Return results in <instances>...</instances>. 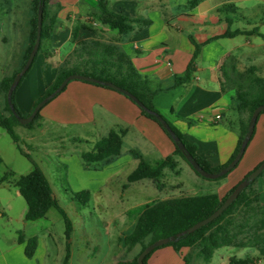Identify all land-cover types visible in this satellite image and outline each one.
Returning a JSON list of instances; mask_svg holds the SVG:
<instances>
[{
	"label": "crops",
	"instance_id": "1",
	"mask_svg": "<svg viewBox=\"0 0 264 264\" xmlns=\"http://www.w3.org/2000/svg\"><path fill=\"white\" fill-rule=\"evenodd\" d=\"M64 1L68 4L67 10L59 8L57 0L49 2V17L56 19L54 34L51 39L44 40L35 64L16 94L18 107L23 114L27 116L31 113L37 100L45 95L46 89L62 69H90L87 61L94 53L98 54L93 45L97 41L114 46L118 52L130 57L138 74L157 92L153 99L155 108L164 118H170L186 140L197 147V153L212 167L222 166L230 160L239 142L241 126L248 121L249 115L246 110H234V93L224 86L223 66L227 56L236 47H227L225 44L224 40L232 38H218L227 31L230 14L219 9L218 5H212L216 0H196L194 6L190 4L193 0H109L112 11L134 21V30L128 34L116 33L117 31L103 27L95 20L98 13L95 0ZM28 8L30 14L26 26L30 30L27 40L26 36L22 40V31L14 17L5 27L13 38L7 35L1 39L4 59L0 67L4 65L5 68L0 70V83L4 78L11 77L23 63L29 46L32 0H29ZM60 9L63 11L59 12ZM191 38L202 45V48L194 63L190 81L176 84V77L185 75L196 51ZM83 45L89 47L83 50ZM38 79H41L43 89L34 91ZM28 93L31 98L26 105L22 95ZM41 117L36 127L21 129L22 136L17 134L20 146L24 143L28 149L38 152L40 146L49 145L44 144L39 137L43 138L46 130H53L52 134L56 139L53 138L52 144L57 145L52 147V152L58 153L64 161L65 154H71L77 149V145L85 144L89 147L88 152H91L96 143L107 138L111 132L121 134V155L113 163L103 167L100 164H90L93 169H101L90 168L87 172L80 173L81 178H88V186H93L99 192L105 188L118 187L124 193L135 183L145 185L146 180L128 183L129 175L139 165V159L133 156V152L139 153L150 163L172 156L175 152V145L163 129L143 116L141 110L128 98L119 92L83 81H71L66 90L42 110ZM65 129L72 134L69 140ZM12 142L18 149L17 144L13 140ZM1 153L0 151V155ZM263 160L264 114L257 122L256 134L239 166L223 179L226 183L220 189L209 194L223 197ZM3 162L0 159V164ZM167 170H164L163 177ZM188 174L199 189L206 187V183H201L195 173L194 176ZM16 180L6 182L15 186ZM52 189L57 198V192L53 187ZM257 189L264 202V175L257 181ZM22 245L24 246L20 244ZM142 247L143 244H138L131 249V257L126 263L133 261ZM163 248H169V251L165 249L157 255L153 253L147 264H164L167 260H173L175 264H189L185 262L186 258L179 261L178 254L188 252L192 259L191 253L195 249L183 248L176 252L172 247ZM224 249L215 250L212 258ZM17 250L19 247L13 251ZM193 255L195 256L194 253ZM115 257L111 264L125 263L123 259L118 260V254ZM69 262L74 264L73 253ZM258 262L260 264L262 260Z\"/></svg>",
	"mask_w": 264,
	"mask_h": 264
},
{
	"label": "rangeland",
	"instance_id": "2",
	"mask_svg": "<svg viewBox=\"0 0 264 264\" xmlns=\"http://www.w3.org/2000/svg\"><path fill=\"white\" fill-rule=\"evenodd\" d=\"M195 2L196 0H193L190 4L194 6ZM56 4L60 5L59 8L67 10L66 1L57 0ZM28 5L29 0H0V64L3 63L4 59V46L1 44V39L11 34L5 30V27L10 23L12 17L19 23L22 40L25 39V36L27 40L28 30H30L26 26V20L30 14ZM212 5H218L219 9L222 10L230 5L237 8L236 14H230L234 20L232 30L250 32L259 26L260 31L264 33V0H216V2H212ZM55 6L57 7V5ZM10 38L12 39L13 35H10ZM224 41L227 47H236L230 53L231 55L227 56L226 63L229 60L235 61L236 67L241 73L251 67H256V75L260 78L264 77V39L257 35L243 34ZM2 68L4 69L5 66L1 65L0 70ZM89 71L91 72V70ZM244 80L239 81L237 79L243 85L248 81ZM33 89L34 91L43 89L41 79L37 80V87L35 86ZM257 92V86L246 89V99H250ZM233 93L236 98L238 93L236 91ZM29 98H31L30 93L22 95V100L26 101V105ZM0 108L6 117L10 116L5 110V94L1 92ZM20 113L26 116L23 111ZM247 113L249 115L248 111ZM21 129L33 128L22 126L14 128L20 136L23 135ZM64 131L65 134H68L67 140H69L72 134L69 130L66 131L65 129ZM52 133L53 130L49 129L46 130L43 138L42 136L39 137L44 144L49 145L40 146L38 152L28 149L24 143H21V147L48 174L47 176L52 182L51 185L57 192L59 205L73 224V233L68 241L65 235L64 219L56 209L50 210L46 218L42 220L35 222L25 220V213L28 209L27 203L18 194V189L7 184L6 181L28 175L33 170L34 165L32 161L19 152L10 136L0 128V134L3 137L0 139V151L2 152L0 159L4 160L0 164V214L2 215L0 216V264H64L66 248L69 245L71 253H73L74 264H111L117 254L118 260L123 259L124 264H126L131 257V249L124 242V238L133 231L137 221V211L143 205L161 199L206 195L217 191L226 183L223 179L205 180L198 176L201 183H206V187L199 189L189 178L188 173L194 176L191 167L183 159L177 157L178 167L174 171L167 170L162 179V188H158L153 181L146 180L144 186L135 183L124 193H121L118 187L105 188L99 192L93 186H88V178H81L80 175V173H85L91 168V165L86 166L87 163L82 158V153H87L89 147L85 144L77 145L75 151L70 149L71 154H65L66 161H64L61 156H58V153L52 152V147L57 145V143L52 144L53 140L56 139ZM100 165V167L106 166ZM100 167L91 168V170L101 169ZM126 170L129 171V169ZM5 176L7 180L2 182V178ZM255 188H257V183L254 185ZM84 191L90 192L88 205H83L73 198L74 193ZM230 219V230L234 241L230 245L222 247L225 248L224 250L218 251L214 258L206 260L201 250L195 248L191 253L192 259H190L188 252H184L178 254L179 261L186 258L185 262H189V264H230V258L237 257L252 258L256 264L262 260L260 264H264V202L261 200L259 204H254L250 209L238 208ZM20 238L26 240L37 238L38 247L32 257L26 256V244L20 246ZM146 242L144 243L147 244ZM16 247H19V250L13 251ZM165 249L169 251V248H162L156 250L154 255L160 251H165ZM218 255L223 257L219 258ZM164 264L175 263L173 260H167Z\"/></svg>",
	"mask_w": 264,
	"mask_h": 264
},
{
	"label": "trees",
	"instance_id": "3",
	"mask_svg": "<svg viewBox=\"0 0 264 264\" xmlns=\"http://www.w3.org/2000/svg\"><path fill=\"white\" fill-rule=\"evenodd\" d=\"M49 2L50 0H32V18L30 20L31 32L29 37V46L24 54V59L21 67L11 76L6 77L0 83V92L5 94V110L9 113V117L4 115V112L0 108V128L6 131V133L11 137V139L17 144L19 151L25 157H27L33 163V170L25 176H21L14 183L15 187L19 190L20 195L25 199L27 203V212L25 215L26 221H39L46 218L50 210L56 209L63 217L66 231L65 235L69 241L71 234L73 233V224L66 212L60 207L57 198L53 197V189L44 171L30 158V155L26 153L20 146V137L15 132L14 128L16 126H22L26 128H34V126L39 122L42 110L49 105L56 97H54L50 102H48L37 114L33 122L28 125H22L18 119L14 116L11 111L10 105L8 103V92L14 83L15 77L21 72L25 64L27 63L32 49L36 42L37 28H38V10L41 5H43V31L41 45L36 55L34 62L26 74L21 78L18 87L15 89L12 95V103L21 117H28L34 111L35 107L43 101L46 97L53 94L58 87L71 75L80 74L86 75L95 79H99L104 82H112L122 89L133 94L148 110L142 109L137 103H135L126 94L106 87L104 85H98L95 83L85 82L93 84L105 89L113 90L119 92L133 102L142 112L143 116L156 122L166 133V135L171 139L175 145V152L172 156L165 159L159 160L156 163H150L144 159L139 153L133 152V156L139 159V165L136 170H134L128 177V183H135L143 180L153 181L158 188H162L163 172L166 169L172 171L176 170L178 167L177 157L183 159L193 170V172L205 180H209L201 176L191 165L187 159L186 154L178 148L175 139H179L182 142L188 153L192 155L193 160L208 173H219L225 167H227L237 156L241 149V144L248 132V127L255 110L264 105V77L260 78L256 75L257 68L251 67L243 73L239 72L236 63L233 60H229L223 66V74L225 78V89L230 91H236L238 93L236 97V105L234 110L248 111L249 118L248 121L241 126V133L237 148L230 158V160L219 167H212L210 163L202 158L197 153V147L186 140L181 131L170 121L166 119L174 132V137H172L163 125L159 122L156 116L153 114H161L154 106L153 99L155 97L156 91H153L148 82L138 74L134 68L131 59L124 53L118 52L114 46L103 45L97 41L93 43L94 50L98 54L94 53V56L87 61L89 70H83L82 68L75 67L72 70L62 69L55 81L46 89L45 95L40 97L35 103L31 113L27 116H23L16 103V94L26 77L30 73L33 65L35 64L39 53L42 49L43 41L46 39H51L54 34V27L56 25V19L49 17ZM98 6V13L95 15V20L103 27L110 30L117 31L120 34H128L134 30V21L128 17L112 11L109 7V0H95ZM224 10L228 14H236L237 8L234 5L225 7ZM228 28L227 31L218 38H235L239 35H257L264 39V33L260 31L259 26L255 27L252 31H241L232 30V25L234 20L230 17L227 20ZM192 43L196 47L195 54L192 61L183 77H176L175 83H185L190 81L192 72L194 70V63L199 57L202 45L198 44L194 39L191 38ZM86 44V43H84ZM83 50L89 46L83 45ZM245 79L248 80L246 84H241L237 81ZM244 80V81H245ZM236 86V87H235ZM252 86L258 87V92L246 99V89ZM66 88L62 91L64 92ZM151 112V113H150ZM264 112L260 114L263 115ZM259 116V118H260ZM259 120V119H258ZM256 134V129L254 135L251 139L253 140ZM251 143V142H250ZM250 145V144H249ZM249 147V146H248ZM122 150V136L119 133L111 132L107 138L102 139L97 142L93 151L82 154V158L87 167L90 164L100 163L102 165H110L113 163L120 155ZM264 161L259 163L256 167L258 168ZM239 166V165H238ZM237 166V167H238ZM255 168V169H256ZM253 169L252 171H254ZM249 172L240 182L246 180L248 176L252 173ZM264 172L260 175L263 176ZM228 175L221 177V180L226 178ZM259 177V178H260ZM6 176L2 178V182H5ZM258 178L253 181L238 198L232 203V205L224 211V213L212 223L202 227L192 234H187L180 237L177 241L169 243L164 247H172L176 252H180L183 248H199L204 255L206 260L213 257L214 251L222 248L224 246L230 245L234 239L231 235L230 224L231 217L238 208L250 209L254 204H259L261 201L260 194L257 188L254 189V185L257 183ZM239 182V183H240ZM235 185L231 188L223 197L218 194H207L201 196H189L181 197L168 200H159L146 205H143L137 211V221L133 228V231L124 238V242L128 245L129 249H133L138 244H143L141 252L135 257V259L126 264H138V258L140 254L150 245L164 238L177 237L178 234L188 230L195 224L207 219L214 212H216L228 199V197L236 189ZM73 198L79 201L81 204L86 205L90 200V192L84 191L79 193H74ZM148 241V242H146ZM146 242L147 244H145ZM19 244H26L25 254L28 257H32L38 247L37 238H30L26 240L25 238L19 239ZM163 248V247H160ZM149 253L144 263L147 264L151 255L158 249ZM70 245L67 246V254L64 259V264H68L71 257ZM230 264H256L252 258H237L233 257L230 259Z\"/></svg>",
	"mask_w": 264,
	"mask_h": 264
},
{
	"label": "water",
	"instance_id": "4",
	"mask_svg": "<svg viewBox=\"0 0 264 264\" xmlns=\"http://www.w3.org/2000/svg\"><path fill=\"white\" fill-rule=\"evenodd\" d=\"M42 31H43V5H41L39 7L38 10V28H37V37H36V42L35 45L32 49V52L30 54V57L27 61V63L25 64V66L23 67V69L21 70V72L15 77L14 79V83L12 85V87L10 88L9 92H8V103L10 105L11 111L14 114V116L18 119V121L22 124V125H28L31 122H33V120L35 119V117L37 116L38 112L48 103L50 102L54 97H56L58 94L62 93V91L67 87V85L74 80H79V81H85V82H90V83H95L98 85H104L106 87H109L111 89H114L116 91H119L121 93L126 94L128 97H130L135 103H137L142 109H145L146 111H148L143 104L130 92L122 89L121 87L117 86L116 84L112 83V82H104L101 81L99 79H95L86 75H80V74H75V75H71L69 76L59 87L58 89L51 94L50 96L46 97L43 101H41L34 109V111L31 113L30 116L28 117H21L17 111L15 110L13 103H12V95L15 91V89L18 87L21 78L26 74V72L30 69V67L32 66L34 59L36 57V55L38 54L40 45H41V40H42ZM264 112V105L258 107L253 116L252 119L250 121L249 127H248V132L241 144V149L239 151V153L237 154V156L235 157V159L227 166L225 167L222 171H220L219 173H208L206 172L204 169H202L197 162H195L193 160V157L191 154L188 153L185 145L180 142L179 139H175V142L178 145V148L181 149V151H183L186 156L187 159L189 160V162L191 163L192 167L204 178L209 179V180H217L220 179L223 176L229 175L232 171H234L237 166L241 163L246 150L251 142V139L254 135L256 126H257V122L259 119L260 114ZM151 113V112H150ZM156 118L159 120V122L163 125V127L167 130V132L174 137V132L172 130V128L170 127L168 121L164 118V116H162L161 114H155L153 113ZM264 172V163H262L258 168H256L254 171H252V173L248 176V178L240 183L237 184L236 189L234 190V192L228 197V199L224 202V204L216 211L214 212L210 217H208L207 219L195 224L194 226H192L191 228H189L188 230L180 233L177 235V237H169V238H164L161 239L159 241H156L155 243H153L152 245L148 246L139 256L138 258V264H145L144 260L146 258V256L151 253L152 251H154L156 248H160L163 247L165 245H168L169 243L175 242L177 241L180 237L187 235V234H192L194 232H196L197 230L201 229L202 227L212 223L213 221H215L216 219H218L225 210H227L232 203L238 198V196L241 194L242 191H244L253 181H255L257 178L260 177V175ZM53 197L55 198V195L53 194Z\"/></svg>",
	"mask_w": 264,
	"mask_h": 264
},
{
	"label": "built area",
	"instance_id": "5",
	"mask_svg": "<svg viewBox=\"0 0 264 264\" xmlns=\"http://www.w3.org/2000/svg\"><path fill=\"white\" fill-rule=\"evenodd\" d=\"M218 119H220V117H217Z\"/></svg>",
	"mask_w": 264,
	"mask_h": 264
}]
</instances>
